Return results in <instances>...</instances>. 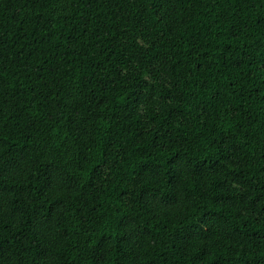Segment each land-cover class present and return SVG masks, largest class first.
<instances>
[{
    "label": "trees",
    "instance_id": "1",
    "mask_svg": "<svg viewBox=\"0 0 264 264\" xmlns=\"http://www.w3.org/2000/svg\"><path fill=\"white\" fill-rule=\"evenodd\" d=\"M0 264H264V0H0Z\"/></svg>",
    "mask_w": 264,
    "mask_h": 264
}]
</instances>
